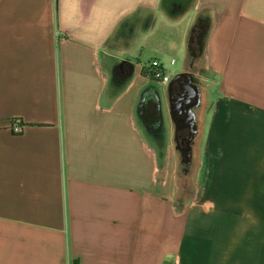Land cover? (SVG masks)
Here are the masks:
<instances>
[{
    "label": "crops",
    "instance_id": "obj_1",
    "mask_svg": "<svg viewBox=\"0 0 264 264\" xmlns=\"http://www.w3.org/2000/svg\"><path fill=\"white\" fill-rule=\"evenodd\" d=\"M177 24L187 61L206 27L180 186L119 57ZM0 264H264V0H0Z\"/></svg>",
    "mask_w": 264,
    "mask_h": 264
},
{
    "label": "flooded vegetation",
    "instance_id": "obj_2",
    "mask_svg": "<svg viewBox=\"0 0 264 264\" xmlns=\"http://www.w3.org/2000/svg\"><path fill=\"white\" fill-rule=\"evenodd\" d=\"M194 29L189 40L190 57L187 70L175 80L168 82L165 102L154 89L146 90L139 110L144 126L148 129L147 133L157 146H160L162 141L160 117L163 118L165 113V118L172 121V139L184 173L191 165L189 153L194 141L191 121L200 100L193 65L202 57L206 34V27L203 25L196 26Z\"/></svg>",
    "mask_w": 264,
    "mask_h": 264
},
{
    "label": "rangeland",
    "instance_id": "obj_3",
    "mask_svg": "<svg viewBox=\"0 0 264 264\" xmlns=\"http://www.w3.org/2000/svg\"><path fill=\"white\" fill-rule=\"evenodd\" d=\"M180 37V45H181V50L180 53L176 56L174 54H165V56L160 57L157 53L154 52L153 49H151L150 44H152L151 39L148 38V34L150 31H144L141 28H138V30H136V40L134 43H132V49L131 51H129V53H126L125 55H119V57L121 58H127L129 59L132 63L134 64H138L142 67H146L149 66L150 62L153 59H158L161 64L163 65V68L165 70V72L167 74H169L170 76V81L173 80V78L180 73V71L185 67L187 68V57H186V47H187V32L189 31V28L186 30V32H184V29L181 28V24H177L176 27L173 28H169L168 26H162V25H157L156 27V31L154 34V40H157L156 43L158 46L159 43L161 44V42H159L161 39L160 37H163V35H167V37H169L173 32L172 36L173 39H176V33L175 32H179L182 33ZM165 38V37H164ZM153 40V41H154ZM178 45L177 42L174 43V48H176ZM174 50V49H173ZM173 60V62H171ZM173 63V64H171ZM150 85L155 86L158 91L159 94L161 95V98L163 99L162 101L165 102L166 100V93H167V85H161L160 83H158L157 81L154 80H150L149 81ZM164 111V110H163ZM165 112V111H164ZM169 121L167 120V118H165V113H164V117H163V130H162V141L160 142V146H164L165 151H167L168 147L171 150L168 155H166V153H161V155H158V158H160V160H162L164 157L168 158V160L170 161L172 168L175 169V172L173 177L176 178V183L177 185H182V181H181V175H182V170H181V165H180V161H179V156L177 154V151L175 149V143L174 140L172 139V137H169ZM160 150V149H158ZM163 149H161L162 151ZM164 151V150H163ZM167 151V152H168ZM179 188V187H178Z\"/></svg>",
    "mask_w": 264,
    "mask_h": 264
},
{
    "label": "built area",
    "instance_id": "obj_4",
    "mask_svg": "<svg viewBox=\"0 0 264 264\" xmlns=\"http://www.w3.org/2000/svg\"><path fill=\"white\" fill-rule=\"evenodd\" d=\"M146 77L151 80L157 81L161 85H167L169 76L165 73L164 69L157 60H152L149 66L145 67ZM15 132H20V128L16 127Z\"/></svg>",
    "mask_w": 264,
    "mask_h": 264
},
{
    "label": "water",
    "instance_id": "obj_5",
    "mask_svg": "<svg viewBox=\"0 0 264 264\" xmlns=\"http://www.w3.org/2000/svg\"><path fill=\"white\" fill-rule=\"evenodd\" d=\"M179 75H177V76H175L174 78H173V80H175L177 77H178ZM172 80V81H173ZM160 127H162L163 126V118L162 117H160Z\"/></svg>",
    "mask_w": 264,
    "mask_h": 264
},
{
    "label": "trees",
    "instance_id": "obj_6",
    "mask_svg": "<svg viewBox=\"0 0 264 264\" xmlns=\"http://www.w3.org/2000/svg\"><path fill=\"white\" fill-rule=\"evenodd\" d=\"M196 26L197 25H195L193 28H192V30H195L194 28H196ZM191 36V35H190ZM144 74L146 75V73L144 72ZM149 80H151L150 78H149Z\"/></svg>",
    "mask_w": 264,
    "mask_h": 264
}]
</instances>
